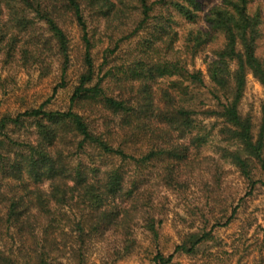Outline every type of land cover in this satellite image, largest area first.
<instances>
[{
    "label": "trees",
    "instance_id": "1",
    "mask_svg": "<svg viewBox=\"0 0 264 264\" xmlns=\"http://www.w3.org/2000/svg\"><path fill=\"white\" fill-rule=\"evenodd\" d=\"M263 25L257 0H0V95L14 93L15 72L58 79L52 97L0 116V264H89L95 242L113 232L121 234L108 264L129 257L135 203H152L143 190L158 181L185 193L182 178L202 165L201 150L217 135L219 158L236 169L244 196L222 201L224 172L211 169L203 203L214 202L218 216L195 220L199 228L169 255L160 247L162 220L147 215L143 223L153 264L196 257L215 241L264 186V101L257 134L240 108L249 74L264 88ZM71 26L82 48L75 79ZM213 45L206 76L215 104L207 108L197 104L207 85L195 61ZM60 90L67 108L53 110ZM207 253L206 264L220 261Z\"/></svg>",
    "mask_w": 264,
    "mask_h": 264
},
{
    "label": "rangeland",
    "instance_id": "2",
    "mask_svg": "<svg viewBox=\"0 0 264 264\" xmlns=\"http://www.w3.org/2000/svg\"><path fill=\"white\" fill-rule=\"evenodd\" d=\"M258 2L263 5L264 9V0H257ZM69 29L71 30L70 33L74 44V58L70 69V76L75 79L82 66V48L79 46L80 33L78 30L74 26H71ZM215 49H217L216 45L208 46L195 61L196 68L204 72L207 85V88L196 91L197 104H200L202 101L206 107H213L215 104L210 95L213 86L206 76V62H209L212 58ZM102 50L100 48L97 51L96 58L98 63L101 62ZM258 54L264 59V25L262 26V36L259 40ZM15 73L18 86L15 88L13 94L8 96L0 95V116L7 111H18L19 108H23L24 104H37L45 100L44 98L52 97L53 90L58 84L55 74L43 80L38 79V75L35 74L31 78H28L25 74ZM165 82L161 81L156 85L155 89L157 93H159L160 88L166 85ZM68 99L67 92L60 90L53 97L49 108L64 110L67 108ZM263 101V86L252 74H249L240 108L244 116L250 115L252 117L256 134L261 123V106ZM222 146H225L222 139L214 135L211 141L201 150L202 165L196 167V171L182 178V182L186 184L183 189L185 193L177 192L174 189H166L158 181L149 183L143 192L145 195L150 194L151 205L145 206L149 198L137 200L135 205H139V209L132 212L133 219L130 226L137 239V247L129 257L111 264H153L152 253L155 252V244L151 240L150 233L143 227L144 218L147 215L155 216L158 222L162 220L159 240L161 249L167 255L173 252L174 247L181 241L184 235L199 228V225H196V229L191 227V224L195 220L199 224L202 215H205L210 220L218 216L219 210L217 208L214 209V202H211L208 207L203 203L205 202L207 191L205 188L206 179L211 176V169L221 168V172H224L225 190L219 194L222 201L226 203V199L229 196L235 198H238L240 195L244 196L243 192L246 189L236 169L229 164H225L219 158V148H222ZM202 196H204V201H200ZM208 197L210 200L213 199L211 194ZM148 207L151 208L149 209ZM238 216V219L230 226L218 228L215 231V241L201 245L198 250V256L176 255L174 264H206L203 254H208L207 252L220 253L221 259L220 261L219 259L215 260V264H264V186L259 187L255 191L254 196L249 197L242 204ZM120 234L121 232H113L104 242H95L92 250L88 253L89 264H108V262H112L108 261L109 252L107 250L108 248L109 250H113L112 247H116L115 240H117Z\"/></svg>",
    "mask_w": 264,
    "mask_h": 264
}]
</instances>
